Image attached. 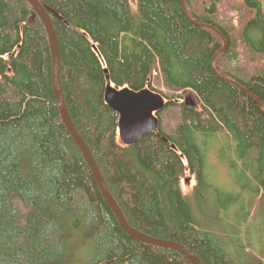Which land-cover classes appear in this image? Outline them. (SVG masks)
Returning <instances> with one entry per match:
<instances>
[{
	"label": "trees",
	"instance_id": "trees-1",
	"mask_svg": "<svg viewBox=\"0 0 264 264\" xmlns=\"http://www.w3.org/2000/svg\"><path fill=\"white\" fill-rule=\"evenodd\" d=\"M38 1L69 116L127 222L203 264H264V0ZM32 14L0 0V264H192L120 227L62 122ZM107 76L165 99L157 131L121 144ZM217 145L228 184L209 163Z\"/></svg>",
	"mask_w": 264,
	"mask_h": 264
},
{
	"label": "water",
	"instance_id": "water-1",
	"mask_svg": "<svg viewBox=\"0 0 264 264\" xmlns=\"http://www.w3.org/2000/svg\"><path fill=\"white\" fill-rule=\"evenodd\" d=\"M33 8L32 18L36 16L41 20L46 30L50 51H51V81L55 101L60 117L70 136L81 151L86 160L93 178L95 179L102 196L113 211L120 227L133 239L147 245L163 247L176 250L185 256L192 264H203L200 259L182 244L159 238H154L140 232L132 227L125 219L123 212L110 193L101 172L94 160L89 148L77 132L69 116L65 105L63 92L60 83V55L55 30L52 24V9L46 4H41L38 0H27ZM185 14V6L183 5ZM231 81V80H230ZM234 83L233 81H231ZM236 84V83H234ZM104 100L118 115V138L121 144L132 145L139 142L145 135L157 131L159 118L157 112L163 108L165 99L157 92L145 88L140 91H133L128 87H113L106 77V87ZM193 102L189 97L185 98V103ZM189 179H186L188 181Z\"/></svg>",
	"mask_w": 264,
	"mask_h": 264
},
{
	"label": "rangeland",
	"instance_id": "rangeland-1",
	"mask_svg": "<svg viewBox=\"0 0 264 264\" xmlns=\"http://www.w3.org/2000/svg\"><path fill=\"white\" fill-rule=\"evenodd\" d=\"M207 152H208V156H209L208 158H209V163L211 167L216 169L219 172L218 176L217 174H213V176L216 177L217 180H219L220 178L223 181H225V183H227L229 179L231 180L233 178V174L230 173L228 159L225 155L224 156L222 155L220 146L217 145V146L210 147L207 150ZM190 177L191 176L187 174L184 180H182V188H183L184 193H191L192 186L194 185V177H192L189 182L187 181L185 182V179H188ZM249 235H250L249 237L254 238L256 235H258V232L251 231Z\"/></svg>",
	"mask_w": 264,
	"mask_h": 264
}]
</instances>
